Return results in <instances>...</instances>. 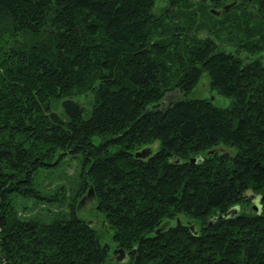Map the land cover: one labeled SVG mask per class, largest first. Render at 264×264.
Returning <instances> with one entry per match:
<instances>
[{"label":"trees","instance_id":"1","mask_svg":"<svg viewBox=\"0 0 264 264\" xmlns=\"http://www.w3.org/2000/svg\"><path fill=\"white\" fill-rule=\"evenodd\" d=\"M162 1L0 0V264H264V0ZM203 72L227 104L187 95Z\"/></svg>","mask_w":264,"mask_h":264},{"label":"rangeland","instance_id":"2","mask_svg":"<svg viewBox=\"0 0 264 264\" xmlns=\"http://www.w3.org/2000/svg\"><path fill=\"white\" fill-rule=\"evenodd\" d=\"M162 0H156L155 9L160 7ZM205 34V32H202ZM231 43V42H229ZM226 48H231L230 44L224 45ZM255 54L261 55L264 60V49ZM90 91L86 90L81 94H75L73 97L76 98L82 105L81 115L86 116L90 108ZM177 94L178 90H170L169 93L164 97L165 100L171 101ZM188 96H209L217 104H227L228 98L217 93L215 90H211L208 83V76L205 72L199 78V81L193 86V88L188 92ZM54 105L62 110V105L60 99L53 101ZM156 143V142H155ZM80 164V155L75 153L74 155L62 154L59 155L54 161L45 166H39L35 172V186L41 192L46 190V185L48 184L49 189L62 183L64 185L65 191L72 190L74 187V182L77 178V171ZM72 177L70 181L68 178ZM69 190H68V189ZM15 201V205L19 208L20 215L30 214L38 218L48 219L51 215L55 214L57 210H61L60 207H56L54 203H49L43 198L36 197L34 195L23 196L21 194L12 195ZM251 202L257 201L256 195H250ZM66 198V197H64ZM64 204V201L62 202ZM80 208L88 209L87 217L91 215L90 212V201L88 198L80 203ZM78 208V209H80Z\"/></svg>","mask_w":264,"mask_h":264},{"label":"water","instance_id":"3","mask_svg":"<svg viewBox=\"0 0 264 264\" xmlns=\"http://www.w3.org/2000/svg\"><path fill=\"white\" fill-rule=\"evenodd\" d=\"M234 2H235V0H231V1L225 2V3L223 4V8H224V9H227V8H228L230 5H232ZM211 10H212V11H215V12H219V11H220V8L218 9V8H215V7H211ZM149 150H150L149 147L144 146V147H142V148H140V149H137V150L135 151V153H136V154H140V155H145ZM198 157H199L198 154H197V155H194V156H191V160H194L195 158L198 159ZM89 193H91V186H90V185L88 186L85 195H87V194H89ZM83 197H84V196H81V197H80V200H81ZM253 204H255V202H253ZM236 210H237V205H232V206H230V207L226 210L225 214H227V215H228V214H233ZM119 251H120V252H119L118 256H121V255L123 254V250H122L121 248H119Z\"/></svg>","mask_w":264,"mask_h":264},{"label":"flooded vegetation","instance_id":"4","mask_svg":"<svg viewBox=\"0 0 264 264\" xmlns=\"http://www.w3.org/2000/svg\"><path fill=\"white\" fill-rule=\"evenodd\" d=\"M235 2H236V1H235ZM235 2H234V3H235Z\"/></svg>","mask_w":264,"mask_h":264}]
</instances>
